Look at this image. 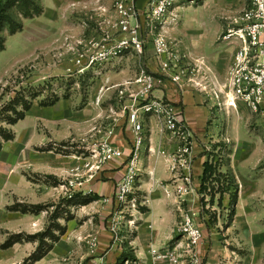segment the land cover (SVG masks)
<instances>
[{
	"label": "rangeland",
	"instance_id": "374dc122",
	"mask_svg": "<svg viewBox=\"0 0 264 264\" xmlns=\"http://www.w3.org/2000/svg\"><path fill=\"white\" fill-rule=\"evenodd\" d=\"M150 1L143 3L147 7ZM202 1L197 0L193 6H178L163 24H154L151 32L143 26L144 49L140 55L131 49L117 52L120 36L114 28V0H3L0 264H5L3 250L33 242L36 251L30 252V257L23 255L24 247L15 253L25 258L18 257L17 264H34L55 244H58V261L54 264H71V257L74 264L78 263L77 254L91 240L86 235L89 229L86 232L83 229L97 223L102 208L97 202L98 195L87 187L86 181L94 180L90 176L98 162L96 155L108 137L113 141L114 132L131 136V141L126 138L130 148L124 167L131 157L134 139L128 122L129 111L124 112V108L132 103L131 94L140 88L133 83L140 77V69L152 72L155 68L157 72L152 56L155 35L163 34L171 48L185 58L190 72L194 71L195 77L190 75L193 81L205 80L208 90L201 94L210 98L209 77L221 82L235 51L234 45L223 41L222 36L235 28L234 20L248 6V0H207L210 6H204L207 2ZM145 9L139 11L141 23L146 17ZM206 16L213 24L222 26L223 31L214 44L203 46L195 24ZM220 43L225 46L217 51ZM102 51L108 56L91 63ZM194 58L201 59L200 65L194 63ZM221 115L207 123L206 136L198 142L211 170L204 176L203 164L196 202L189 205L184 202L185 208L177 202L181 215L174 235L178 237L176 230L183 213L191 211L195 213L194 223L201 230L203 240H214L207 251L217 256V264H264V184L254 186L250 179L259 174L258 179L264 183V160L250 172L238 171L242 181L253 185L242 187L227 169L230 145L223 138L233 116ZM148 117L142 133L144 141L134 163L136 184L130 194L138 200L136 213L148 203L146 198L137 197L140 180H153L157 174L155 165L162 158L173 163L178 160L174 153L163 151L167 135L161 122L154 116ZM256 124L253 116L247 126L256 131ZM191 141L193 170L195 144ZM175 145L181 146L178 142ZM241 159L235 162L239 170ZM125 172L124 168L122 176ZM114 220L115 238L120 229L117 217ZM132 221L135 224L134 217ZM95 245L93 242L92 247ZM67 247H75V251L69 252ZM200 254L204 264L208 253Z\"/></svg>",
	"mask_w": 264,
	"mask_h": 264
},
{
	"label": "built area",
	"instance_id": "2783aa9c",
	"mask_svg": "<svg viewBox=\"0 0 264 264\" xmlns=\"http://www.w3.org/2000/svg\"><path fill=\"white\" fill-rule=\"evenodd\" d=\"M136 1L114 0V28L120 36L116 47L118 53L131 49L137 54H143V26L151 32L154 24H163L166 17L173 14L175 8H179L178 6H193L197 2V0H151L145 9L146 17L141 23ZM234 24L235 28L222 36L223 41H230L235 47L231 64L221 82L209 77L212 88L208 94L217 107L236 109L238 104L242 103L252 113L259 114L264 103V0H248V6L234 20ZM152 40L154 48L152 56L157 65V72H148L143 67L140 69V77L133 82L139 84L140 88L138 92L131 94L132 103L124 108V112L127 109L129 111L128 122L134 140L131 157L124 167L126 172L117 182L114 192V202L118 213L113 216L111 224L113 232L117 226L114 219L117 217L119 220V213L131 216L137 207V198L130 197V194L136 184L137 170L134 163L144 141L142 133L146 117H156L161 122L164 134L170 140L181 144L175 149L174 154L178 160L177 163L173 160L175 163L172 168L174 171L178 164L186 174L182 185L176 184L173 188L178 201L185 202L187 195L193 192L191 132L181 119L176 106L163 98L154 97L153 93L165 80L174 84L180 92H183L184 87L190 84L200 92H207L208 84L205 80L200 81L197 78L193 81L190 78L194 71L190 72L188 64L184 61L185 58L171 48L163 34L158 33ZM107 56L106 52H99L96 57L92 58L91 63H94L95 59ZM109 138L99 148V153L96 155L98 162L93 170L91 169L94 172L90 178H93L94 173L100 171L106 163L123 157V151L111 143ZM162 154L165 155V152ZM165 193L170 195L172 192L167 189ZM182 219V223L176 230L178 237L162 250H151L153 264H203L199 251L203 234L194 223L195 213L184 212ZM128 224L132 226L133 221H129ZM131 263L129 260L124 262V264ZM101 264L107 263L102 262Z\"/></svg>",
	"mask_w": 264,
	"mask_h": 264
},
{
	"label": "crops",
	"instance_id": "0c3cea01",
	"mask_svg": "<svg viewBox=\"0 0 264 264\" xmlns=\"http://www.w3.org/2000/svg\"><path fill=\"white\" fill-rule=\"evenodd\" d=\"M202 2L205 4L207 0H203ZM136 6L138 12L146 8L143 0H137ZM204 6H210V4L207 2ZM195 26L198 27L200 40L203 46L214 44L219 34L223 31L222 26L218 27L216 23L213 24V21L208 18V16L198 21ZM196 43L197 42H195V44ZM224 46L225 43H220L216 50L219 51L223 49ZM195 60L194 58V63L198 62L197 64H199L201 59ZM147 67L150 68L151 65L147 64ZM153 69L151 71L155 73L156 70L155 68ZM153 96L163 98L176 106L181 115V119L190 129L195 144L193 155L194 167L191 174L193 192L188 194L185 198V202H188L187 205L197 201L196 190H198L199 187L198 181H200L203 164L206 161L205 155L203 154L204 151L200 149L198 142H201L206 136L205 127L207 123L217 119L219 114L224 116L229 113L233 116V118L230 117L229 127L223 135V138H225L230 145L229 155L231 158L227 169L239 180L242 187L264 184L261 183L263 182L261 179H258L259 174H254L252 178H250L254 181L252 185L249 182L242 181L241 175L238 173V171L250 172L264 160V103L262 104L261 113L259 115L252 114L242 103H239L236 109L220 108L216 106L211 98L204 97L194 85H186L183 92H180L177 87L168 80L163 81V84L153 93ZM253 116L256 118V126L258 128L256 131L250 130L247 126L250 118ZM244 121L246 122L244 123ZM130 137L131 136L123 135L122 133L120 134L118 131H116V133L114 132L112 137L113 141L111 142L123 151V157L109 162L98 173L95 172L93 175L94 180L90 181L89 179L86 181L87 187L98 195L97 202L100 203L99 205H102L100 206L102 208L96 219L97 223L91 228L83 229L85 232L89 229L86 235L88 234L91 240H89L90 242L88 241V247L77 254L78 258L76 260L78 263L76 264H101L102 262H106L107 264H124L127 260L131 261V264H153L150 253L151 250H162L175 239L174 229L178 217L181 215V207L177 204L178 199L175 192H173V188L176 184L182 185L186 174L182 172L179 165H176L177 168L173 171L172 168L174 163L172 160L164 158L165 161H163L164 159L162 158V161L155 165L157 168L156 177L150 181L142 177L143 180H140L138 186L137 197L139 200L146 198L148 200L147 206L141 208V211L137 213L134 212L131 216L129 214L121 215L119 213L118 222L120 230L117 234L119 241H114L111 224L113 222V216L118 213V208L114 202V192L116 184L123 173L126 155L130 148ZM126 138H128L129 141ZM164 144L163 151L167 153L175 152L177 146L168 136L164 137ZM239 157L242 158L239 164L242 165L240 170L235 163L236 159ZM167 189L172 192L170 195L165 193ZM184 206L185 204H183L182 208H185ZM133 217L135 224L131 226L128 222L132 221ZM26 230L27 229H24V231ZM28 230L32 231V228L28 227ZM205 235L204 232V237ZM65 239H67V237ZM213 241L212 238H204L203 243L200 245V252L204 255L208 253L204 264H217V262H215L217 256H213L212 253L207 251L209 243H213ZM93 242L96 243L94 247H92ZM16 246L18 248H15ZM21 247H24L23 255L25 257H30L32 251L33 253L36 251L35 242L27 243L26 245H15L12 248L2 251L3 263L17 264L20 260H24L25 258L23 259V256H18L20 258L19 260L15 254L20 251ZM74 249L75 247H67L69 252L75 251ZM57 250L58 244H55L42 259L37 260L34 264H54L58 261ZM70 260L72 261L71 264H74L72 257Z\"/></svg>",
	"mask_w": 264,
	"mask_h": 264
},
{
	"label": "trees",
	"instance_id": "16d2710c",
	"mask_svg": "<svg viewBox=\"0 0 264 264\" xmlns=\"http://www.w3.org/2000/svg\"><path fill=\"white\" fill-rule=\"evenodd\" d=\"M2 4H3V0H0V10H2L3 9V7L4 6H2ZM0 49L1 50H3V46H1L0 47ZM210 170H211V168H210V166L208 165V163H205L204 164V172H203V175L204 176H206L209 172H210ZM204 179V177L202 178V180ZM202 189V188H201ZM201 189H200V191H201ZM40 258H38L37 260H39Z\"/></svg>",
	"mask_w": 264,
	"mask_h": 264
}]
</instances>
